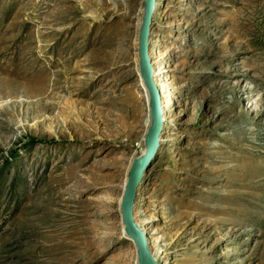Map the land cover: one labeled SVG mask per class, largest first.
I'll return each instance as SVG.
<instances>
[{
  "label": "rangeland",
  "instance_id": "obj_1",
  "mask_svg": "<svg viewBox=\"0 0 264 264\" xmlns=\"http://www.w3.org/2000/svg\"><path fill=\"white\" fill-rule=\"evenodd\" d=\"M143 7L0 0V264H138L120 204L148 131ZM149 44L168 95L133 206L149 250L264 264V0H156Z\"/></svg>",
  "mask_w": 264,
  "mask_h": 264
},
{
  "label": "water",
  "instance_id": "obj_2",
  "mask_svg": "<svg viewBox=\"0 0 264 264\" xmlns=\"http://www.w3.org/2000/svg\"><path fill=\"white\" fill-rule=\"evenodd\" d=\"M143 5V14L138 33L137 54L140 78L149 95L150 127L144 142L145 152L133 161L130 167L127 183L121 197L120 214L122 224L124 225V232L127 238L135 245L138 264H157L152 252L149 250L147 236L138 228L133 218V206L137 188L159 146L160 135L163 129L161 91L154 81V72L149 58V38L156 0H143Z\"/></svg>",
  "mask_w": 264,
  "mask_h": 264
},
{
  "label": "bare ground",
  "instance_id": "obj_3",
  "mask_svg": "<svg viewBox=\"0 0 264 264\" xmlns=\"http://www.w3.org/2000/svg\"><path fill=\"white\" fill-rule=\"evenodd\" d=\"M157 76H159V73H154V81H155V83L156 84H158V80H157ZM159 85V84H158ZM4 88H6V86H3L2 87V89H4ZM1 90V89H0ZM7 94L8 96H10L11 95V92L10 91H5V92H3V93H0V98H4V94ZM145 95V94H144ZM146 95H147V97H146ZM146 95H145V99L147 98V100H146V103L147 104H149V95H148V92L146 91ZM167 99H168V95H166L165 93H161V100H162V109H163V113H166V108H167ZM11 108V107H10ZM9 108H6V112L7 111H9L8 110ZM165 119V116L163 115V120ZM149 127H150V119H149V115H148V118H147V120H146V128H147V130H149ZM147 135H148V131H147ZM147 137V136H146ZM144 175H145V173L143 174V177H144ZM142 177V178H143ZM127 183V182H126ZM126 185V184H125ZM137 225V224H136ZM138 227H139V225H137ZM140 229V228H139ZM141 230V229H140ZM142 231V230H141ZM143 232V231H142ZM147 240H148V237H147ZM148 242V245H152L153 246V243H154V241H152L151 239L150 240H148L147 241ZM150 245V246H151ZM153 254V253H152ZM153 257H154V255H153Z\"/></svg>",
  "mask_w": 264,
  "mask_h": 264
}]
</instances>
